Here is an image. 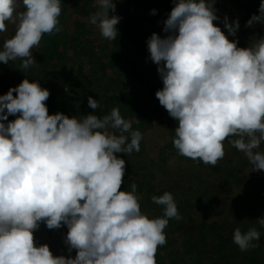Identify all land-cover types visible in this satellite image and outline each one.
I'll return each instance as SVG.
<instances>
[{
	"label": "clouds",
	"instance_id": "obj_1",
	"mask_svg": "<svg viewBox=\"0 0 264 264\" xmlns=\"http://www.w3.org/2000/svg\"><path fill=\"white\" fill-rule=\"evenodd\" d=\"M173 3L162 22L166 35L154 32L147 39L163 83L155 95L177 122L173 147L181 156L215 166L227 140L254 170L264 171V153L256 151L264 141V36L238 47L228 35L236 36L239 19L223 17L225 35L213 23L221 19L216 0ZM96 5L88 22L114 41L121 20L116 4L96 0ZM61 11V0H0V33L7 31L6 22L16 25L0 62L20 59L21 72L36 65L32 50L45 34L62 31ZM258 11L246 27L264 25V0ZM49 96L28 78L0 95V264H156L169 221L182 216L171 192L151 197L163 206V217L149 218L141 211L137 184L130 192L121 190L126 161L117 154L139 152L142 133L119 108L102 118L49 114ZM88 106L96 110L100 104L89 96ZM256 222L264 228V217ZM41 223L49 230L67 227V257L54 256L47 244L36 245ZM260 237L256 227L243 233L237 227L233 243L246 251L257 247L253 241Z\"/></svg>",
	"mask_w": 264,
	"mask_h": 264
},
{
	"label": "trees",
	"instance_id": "obj_2",
	"mask_svg": "<svg viewBox=\"0 0 264 264\" xmlns=\"http://www.w3.org/2000/svg\"><path fill=\"white\" fill-rule=\"evenodd\" d=\"M233 1L238 6H241L248 14V16L244 17L239 23V30H244L247 28L245 26L246 22L253 14L258 12L261 0L258 3L252 2L248 4H245L240 0ZM173 7V0H120V9L121 11H123V14L127 16L131 14L132 18L138 16L140 20H147L150 17H153L156 19V21L159 20L163 22L165 19H167V16ZM152 9L157 10L155 15L150 14ZM20 10H23V8H21ZM6 23L7 31L0 33V50H3L4 41L13 37L16 31V25L8 22ZM131 23H135L134 19L131 20ZM161 28L163 29V27L160 26L154 29L147 27L145 28V32L148 34H138L133 37H123L121 38V45L117 44V42H115L114 40L113 42H110V44H112L110 46L109 42L106 40L104 42L105 48L107 46L110 47V49L111 47H113L111 52L109 51V54L107 53L106 56L109 58L113 57V59L116 60V66L118 68H120L121 66H125L126 63L124 57H122V55L125 56V51L131 49V47H144L145 37L147 35H151L154 32L163 37L165 33ZM79 35L80 37L86 36L84 31H80ZM226 35H228V33ZM65 38L66 33L63 31L54 35L45 34L40 42V46L33 49L35 51L37 50L38 52L35 58L37 63L36 65L26 70L28 72L26 75H24L23 72L19 70L22 61H9L8 64L0 62V84L5 83L6 87L5 90L0 91V95L6 94L10 87H15L19 85L23 79L28 78L30 82L38 81L42 88H46L50 91V96L46 101V105L54 106L61 98H65V94L63 91H66V87L72 89L71 87L74 86V83L76 81H80L77 73L73 68H70V70L68 69L67 71H51L49 69L45 71L46 68H49L50 66L53 68L59 67V63L55 61L56 56L61 55L60 53L63 54L66 51H64L65 48L62 47L64 44L60 43L58 39H62V42L65 43ZM228 38L229 40L235 39V37L230 35H228ZM85 43L86 42H81L82 46L89 48L90 46ZM85 54H87L88 58L85 56ZM96 55V51L92 48H89V50L83 54L75 52L73 55V62L77 63V59H81L82 64L87 65L86 63L89 58L97 57ZM84 56L86 58H84ZM66 59L67 57L65 56L63 60L59 61L60 63H66ZM41 64L43 65L41 66ZM39 66L43 68L41 69L43 71L42 74L38 73L39 70L36 71V68ZM150 70H154V68H150ZM150 70L148 69V72ZM148 72L144 71L141 73L142 79H148ZM162 86V81L157 82L150 88L149 93H155ZM137 93L142 95L144 91L140 89L137 91ZM130 97H132L130 91H124V94L114 92L113 94L108 95L105 93V101L103 105H100V107L96 110L91 109L88 106V103L83 104V106L87 109L86 114H95L101 118L104 115L109 114L113 108H119L122 117H124L126 120L132 121L133 130L141 131L143 140L146 137L143 132H151L153 130H156L153 125V120L162 110V106L159 104L158 99H154L152 104H150V102L135 104L129 100ZM137 119L140 121L139 123L136 122ZM173 121L174 119L171 118L169 114L165 117H162V127L169 129V127L173 126L172 124L175 123H173ZM165 135L173 140L174 132L172 130V133H168ZM171 141L165 149L161 146L156 145L154 148H151L149 152L145 150L144 147H142V144L140 142L139 152L134 151L130 156H126L123 153H119L117 155L119 158H123L125 160L129 158L136 159L137 162L140 161L142 162V165H144V167L139 166L141 170L140 172H138V174H136L137 176L139 175L140 178H143V184L139 185V191L142 194L144 192L151 194L148 195L147 198L145 197V201L147 203L145 207H147V205H149V207L147 208L148 213L146 212L144 214L148 215L149 218L163 217V206L154 204L151 197L154 195L161 196L165 192H171L177 204L178 211L182 216V219L180 221H176L175 219L169 221L168 227L165 229L166 236L178 235L179 238L188 237V240L185 244V249L188 251V253H190L191 261H193L192 263L206 264L204 261H208L210 262L209 264H211L212 261H215L217 259H213V257L209 255V250L205 246L206 244L203 243L204 241L197 243V239L195 237H192L194 234H189L186 231V227L184 226V223L186 222L183 220V217L185 211L187 210V205H190L191 208L193 207L195 211H202L203 214H200V216L193 214L194 217H191L189 219V222H191L190 224L194 225V228L199 229L201 234L204 233L203 225L208 222L210 223V220L212 219L211 216L214 217V215H211L212 211L215 210L214 205L215 203L220 202V195L221 193H224L227 181L222 176L217 175L214 171L215 169L213 170L210 165H205L203 162L194 161L190 158L179 155L176 149L173 147V143ZM259 152L264 153V149L260 150ZM218 163L221 169L225 167L224 169L229 172L227 174V178L233 177L234 174L245 175V171L250 164L246 161L243 163V165H240L237 168H232V165L230 164H232L233 162L228 159H222L221 161H218ZM130 170H132V168L125 169L124 178L132 180L134 175ZM148 173H151V179L148 177ZM158 177H160L161 181H159ZM176 179H178L179 181H176ZM152 182L153 184L154 182H161L159 186L154 185V188H158L157 190H159V192L161 193L158 192V194L157 192H154ZM164 183H166V186L165 189H162ZM260 186L263 187L262 191L264 192V180L261 181ZM224 194H227L226 196L230 198V190L225 191ZM258 194H260V191H258L257 195ZM231 197L232 198L230 200L233 202V204H236L235 202L239 200V208H242L240 210L233 211H228L224 208L221 211H218L216 213L217 217L215 216L214 219H222L219 227L223 230L224 228L231 226L233 232L235 228L239 227L242 233L246 232L250 227H256L257 230L261 232V237L259 240L261 241L264 238V228H260L259 224L256 222L258 218H254L249 223L247 222L248 220H242L243 213L240 212L242 209L247 210L250 208L251 198H249L248 195L236 197L234 196V193ZM142 207L143 206L141 205V208ZM191 208H188V210H191ZM201 236L203 239H206L205 234H202ZM216 236L217 235H215V237ZM34 238L37 246L42 244V241L38 239L37 236H34ZM259 241H253V243L257 244V242ZM212 243L215 244L218 248L217 250H215L218 259L221 261L228 260V264H264V255H254L253 253L249 252L250 248L248 251L246 250L240 253V255H238V259L232 260V253L236 249H238V246L233 243V239L229 240L222 235H218L216 241L212 240L209 244ZM59 249H62L61 255H67L66 249H63L62 247H59ZM257 249L260 248L257 247ZM50 251L52 252L51 249ZM179 258L180 256H175L173 259L178 260ZM157 259L156 264H164L160 258Z\"/></svg>",
	"mask_w": 264,
	"mask_h": 264
},
{
	"label": "rangeland",
	"instance_id": "obj_3",
	"mask_svg": "<svg viewBox=\"0 0 264 264\" xmlns=\"http://www.w3.org/2000/svg\"><path fill=\"white\" fill-rule=\"evenodd\" d=\"M240 1L245 4H248L252 2L258 3L260 0ZM114 3L116 4L115 15L121 17L120 22L116 26L119 31V34L115 39V42H117V44H122L121 38L123 37H133L138 34H148L145 32V28L147 27L152 29L157 28L159 26L163 27L162 22L159 20L156 21V19L153 17H150L147 20H140L138 16L132 18L131 14H129L128 16L124 15L123 11H121L120 9V0H114ZM214 7L217 10L216 14L221 19L218 21H214L213 23L216 26L220 27L221 30L225 32V35L227 34V30L224 28L222 22L224 16H227L229 18V22L238 18L239 23L244 17L248 16L244 9L241 6H238L233 0H216ZM61 9L62 11L59 17L60 27L62 28V31L66 33V38L64 39L65 43L62 42V39H58V41L64 44L62 47L65 48L64 51L66 52L63 54L60 53L61 55L56 56L55 61L59 63L58 68H53L50 66L49 68H46L45 71H47L48 69L51 71H67L68 69L70 70V68H73L74 71L77 73V76L80 81H76L74 83V86L71 87L72 89L66 87V91H63L65 94V98H61L54 106L46 105L49 114H56L59 112L64 113L69 117L77 116V118H80V116L87 115V109L84 108L83 104L88 103V97H93V99L98 100L100 105H103L105 101V93L108 95L113 94L114 92L124 94V91H130L132 97H130L129 100L135 104H142L143 102H150V104H152L153 100L157 99L155 95L157 91L152 94L149 93V90L152 86H154L157 82L162 81L157 72V65L151 61L150 54L148 52L147 39L151 35H147L145 37L144 47H131V49L126 50V54L124 53L125 56L122 55L126 64L125 66H121L120 68H118L116 66V60L113 59V57L109 58L106 56L109 51L111 52L113 47H111V49L108 46L105 48L104 42L106 41V39L101 36L97 27L91 25L88 22L89 16L97 10L96 0H61ZM109 14L110 16L113 15L111 10ZM255 14L259 15V11ZM132 19H134L135 21L134 24L131 23ZM80 31H84L86 36H81V38L79 35ZM260 36H264V25L256 24L253 27H247L244 30H238L234 40H238V47H248L249 42L253 37L259 38ZM81 42H86L85 44L89 45V48H92L97 53V57L89 58L86 63L87 65L82 64L81 59H77V63L73 62V55L75 52L83 54L89 50V48L82 46ZM111 45L112 44H110V46ZM37 54V50H33L34 59L36 58ZM65 56L67 57L66 63H60L59 60H63ZM85 56L88 58L87 54H85ZM85 56L84 58H86ZM15 61L21 62L22 60L17 59ZM42 65L43 64H41V66ZM41 66L37 67L38 69L36 68V71L39 70V74L43 73V71L41 70L43 68H41ZM150 68H154V70H150ZM148 69L150 70L149 72ZM144 71L148 72L149 74L147 80L142 79L141 73ZM27 73L28 72L26 70L23 71L24 75H26ZM162 87H160L158 90L162 89ZM5 88V83L0 84V91L5 90ZM140 89L144 91L142 95L137 93V91ZM167 115V110L162 106V110L160 111V113H158V116L155 117L153 120V125L156 130H153L151 132H143L146 137L141 141V144L142 147H144V149L148 152L151 148H154L156 145L161 146L165 149L166 146L172 140L168 138L165 134L172 133V130L174 132L175 128L177 127V122L174 120L173 123H175L172 124L173 126H170L169 129L163 128L161 118ZM15 118V116H9L8 120L11 121ZM262 149H264V141L261 142L260 147L256 149V151H260ZM224 151L225 156L223 159H228L233 162L232 164H230L232 165V168H237L240 165H243V163L246 161L249 162L244 153L231 146L227 140L224 141ZM125 161H127L125 169L132 168V170L130 171L134 175V177L132 180L123 178L124 183L121 186V190L125 189L124 191H131V184L135 182L137 184L136 195L140 197V203L143 206L141 208V211L143 213H146L149 205L145 207V205L147 204L145 201V197L147 198L148 195L151 194L144 192V196V193L142 194L139 191V185L143 184V178H140L139 175H136L141 170L139 166L144 167V165H142V162L140 161L137 162L136 159L129 158ZM210 167L213 170L215 169L214 171L217 175L222 176L227 181L226 188L225 190L223 189L224 193L228 190H230L231 193L230 198L226 196L228 193L226 195L224 193H221L220 202L215 203V210L212 211L211 215H214L215 217L216 213L224 208L228 211L240 210L242 207L239 208V200L235 202L236 204H233V202L230 200L232 198L231 196L234 193V196L236 197L248 195L249 198H251L250 208L247 210L242 209L240 211L241 213H243L242 220H248L247 222L250 223L254 218H260L261 216L264 217V192L262 191L263 187L260 186L261 181L264 180V171L254 170V166L250 163L245 171V175L234 174L233 177L227 178V174L229 172L224 169L225 167L221 169L219 163H217L215 166L210 165ZM150 175L151 173H148L149 178L151 177ZM158 178L159 181H161L160 177ZM176 181L179 180L176 179ZM156 183L157 182H154L153 184L152 182L153 188L154 185L159 186L161 182H158L157 184ZM165 186L166 183L163 184L162 189H165ZM157 189L158 188L155 187L154 192L158 193L159 190ZM258 191H260V194L257 195ZM188 208H191V206L187 205V210L185 211L183 217V220L186 222L184 223L186 231L189 234H194L192 237H195L197 239V243L204 241L203 243L206 244L205 246L209 250V255L213 257V259H217L215 261H212L211 264H228V260L221 261L218 259L217 253H215V250H217L218 248L215 244L209 243L212 240L216 241L218 235H222L229 240L233 239V231L231 226H228L222 230L219 227V224H221L222 219H214V217L211 216V224L208 222L203 225L204 233L202 234H205L206 238L203 239L200 230L194 228V225L190 224L191 222H189V219L191 217H194V215L200 216V214H203V212L198 210L195 211L193 207L191 208V210H188ZM67 231L68 229L66 226H62L60 229L56 230H49L45 224L41 223L39 229L34 232V236H37V238L42 241V244H47L52 250L54 256H58L62 254V249H59V247H62L63 249L67 250V246L64 244V237ZM215 235L217 236L215 237ZM166 240V244L158 248L159 251L157 250L158 252L156 253V259L160 258L164 264H195L192 263L193 261H191L190 258L191 255L185 249V244L188 240V237L179 238L178 235H173L166 236ZM257 245V247L260 249H257V247L250 248V250L248 249L249 252L253 253L254 255H264V238L261 241L257 242ZM242 252L244 251H241L238 247V249H236L232 253V260L238 259V255H240V253ZM68 255L69 253L67 251V255H65V257H67ZM75 255L76 252L75 250H73L71 256L75 257ZM175 256H180V258L178 260H174L173 258ZM204 262L206 264L210 263L208 261Z\"/></svg>",
	"mask_w": 264,
	"mask_h": 264
}]
</instances>
